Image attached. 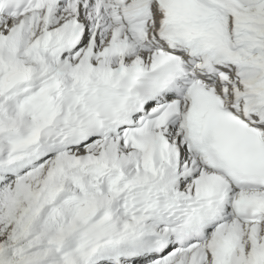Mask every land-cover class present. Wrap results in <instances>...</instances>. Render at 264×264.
Instances as JSON below:
<instances>
[{"label":"snow or ice","instance_id":"snow-or-ice-1","mask_svg":"<svg viewBox=\"0 0 264 264\" xmlns=\"http://www.w3.org/2000/svg\"><path fill=\"white\" fill-rule=\"evenodd\" d=\"M0 264H264V0H0Z\"/></svg>","mask_w":264,"mask_h":264}]
</instances>
